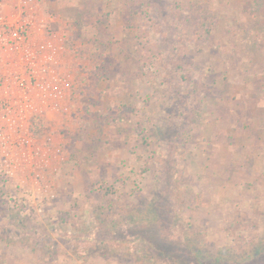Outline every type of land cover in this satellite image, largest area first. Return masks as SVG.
<instances>
[{
	"label": "rangeland",
	"instance_id": "obj_1",
	"mask_svg": "<svg viewBox=\"0 0 264 264\" xmlns=\"http://www.w3.org/2000/svg\"><path fill=\"white\" fill-rule=\"evenodd\" d=\"M39 10L75 88L31 121L47 191L0 165V264H264V0Z\"/></svg>",
	"mask_w": 264,
	"mask_h": 264
},
{
	"label": "built area",
	"instance_id": "obj_2",
	"mask_svg": "<svg viewBox=\"0 0 264 264\" xmlns=\"http://www.w3.org/2000/svg\"><path fill=\"white\" fill-rule=\"evenodd\" d=\"M39 3L0 0V165L9 176L32 165V183L46 192L42 181L54 156L34 140L31 121L59 112L75 81L63 34L50 29L55 19L39 14Z\"/></svg>",
	"mask_w": 264,
	"mask_h": 264
},
{
	"label": "trees",
	"instance_id": "obj_3",
	"mask_svg": "<svg viewBox=\"0 0 264 264\" xmlns=\"http://www.w3.org/2000/svg\"><path fill=\"white\" fill-rule=\"evenodd\" d=\"M41 121L38 117H34L32 120V128L37 133H42L43 128L40 125Z\"/></svg>",
	"mask_w": 264,
	"mask_h": 264
},
{
	"label": "crops",
	"instance_id": "obj_4",
	"mask_svg": "<svg viewBox=\"0 0 264 264\" xmlns=\"http://www.w3.org/2000/svg\"><path fill=\"white\" fill-rule=\"evenodd\" d=\"M112 263H113V262H111V263H108V264H112ZM76 264H80V263H77V262H76ZM115 264H117V263H115Z\"/></svg>",
	"mask_w": 264,
	"mask_h": 264
}]
</instances>
